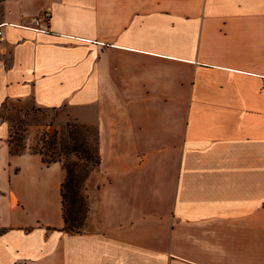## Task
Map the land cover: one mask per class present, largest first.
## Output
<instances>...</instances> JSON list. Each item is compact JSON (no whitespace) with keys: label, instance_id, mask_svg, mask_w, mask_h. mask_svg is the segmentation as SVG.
Listing matches in <instances>:
<instances>
[{"label":"crops","instance_id":"0c3cea01","mask_svg":"<svg viewBox=\"0 0 264 264\" xmlns=\"http://www.w3.org/2000/svg\"><path fill=\"white\" fill-rule=\"evenodd\" d=\"M0 24V112L68 108L101 157L68 232L62 163L0 117V264H264V0H0Z\"/></svg>","mask_w":264,"mask_h":264},{"label":"trees","instance_id":"16d2710c","mask_svg":"<svg viewBox=\"0 0 264 264\" xmlns=\"http://www.w3.org/2000/svg\"><path fill=\"white\" fill-rule=\"evenodd\" d=\"M68 126L71 127L68 130V136L60 143L59 147L56 145L57 137L55 135L50 141L43 139V148L36 146L32 147L31 151L40 154L46 164L57 161L62 163L66 171L65 180L61 186L65 229L68 232L80 233L85 227L89 211L86 181L91 171L99 166L101 157L97 141L95 148H92L86 132L79 133L78 124L75 123L73 126L69 124ZM13 130L14 125L11 126V150L22 153L27 150L26 145L23 144L21 148L14 147ZM73 157L76 159L74 160ZM2 232L0 230V234Z\"/></svg>","mask_w":264,"mask_h":264},{"label":"rangeland","instance_id":"374dc122","mask_svg":"<svg viewBox=\"0 0 264 264\" xmlns=\"http://www.w3.org/2000/svg\"><path fill=\"white\" fill-rule=\"evenodd\" d=\"M0 116L9 122L10 127L14 125V147L21 148L24 144L27 150H32V147L36 146L43 148V139L50 141L55 135L56 145L59 147L68 136V130L71 128L68 125L73 126L75 123L79 125V133L86 132L90 146L92 148L96 146V127L78 122L68 108L42 109L26 107L21 102L11 101L1 110Z\"/></svg>","mask_w":264,"mask_h":264},{"label":"built area","instance_id":"2783aa9c","mask_svg":"<svg viewBox=\"0 0 264 264\" xmlns=\"http://www.w3.org/2000/svg\"><path fill=\"white\" fill-rule=\"evenodd\" d=\"M51 14L46 11L43 14H40L35 17V25L37 29H41L42 31H46L45 27H42L44 23H49ZM3 38V30L2 24H0V40ZM21 264H30L29 262H22Z\"/></svg>","mask_w":264,"mask_h":264}]
</instances>
